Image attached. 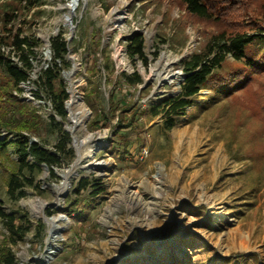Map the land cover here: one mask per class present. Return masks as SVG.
Wrapping results in <instances>:
<instances>
[{"label":"rangeland","instance_id":"1","mask_svg":"<svg viewBox=\"0 0 264 264\" xmlns=\"http://www.w3.org/2000/svg\"><path fill=\"white\" fill-rule=\"evenodd\" d=\"M72 1L48 0L30 12L18 13L14 22L15 29L23 27L41 40L31 80L22 83L23 91L17 94L41 115L42 126L34 139L48 148L58 140L49 124L51 102L46 94L39 95L33 80L52 62L48 48L59 33L70 45L67 58L71 65L62 73L68 92L70 97L72 89L78 92L81 107L89 112L75 134L78 140L91 136L77 147L69 129V97L67 118H56L71 134L73 161L55 167L56 178L44 167L37 176L40 189L26 188V195L16 202L9 199L7 180L12 171L8 155L14 160L17 155L10 146L0 148V206L7 212L25 210L32 220L45 224L42 242L30 233L24 242L12 246L19 264H175L177 257L185 259L183 264H233L227 258L253 253L257 261L250 258L243 264H264V169L258 172L249 158H238L250 143L233 141L231 112L216 111L220 104L197 110L199 102L210 99L205 96L207 89L171 130L162 127V115L147 111L150 104L179 92L184 72L178 63L197 48L201 25L187 24L188 38L181 45L171 38L178 30L175 19L183 12L178 6L170 7L168 1L144 7L139 0H79L70 12ZM262 26V30H248L257 34L248 51L258 57L264 53ZM136 31L145 36L148 67L140 60L134 64L126 52L125 40ZM96 42L106 51L95 54ZM107 55L114 73L104 65ZM94 59L101 70L98 75L92 73ZM134 70L144 78L137 89L115 82L122 71ZM4 75L0 68V84ZM93 86L98 87L92 95L95 104L99 101L107 107L111 92L117 91L118 96L124 93L146 110L135 128L123 131L131 141L130 153L119 150L120 142L111 145L117 117L107 126L101 120L95 128L91 125L95 112L86 95ZM144 87L149 89L141 94ZM243 132L242 128L239 139ZM5 134L0 132V138ZM68 172L67 185L57 199L56 187ZM82 177L99 179L95 182H102L107 190L78 219L63 207ZM90 194L85 192L82 198ZM52 216H60L62 221L48 241L51 233L45 217ZM1 230L0 221V239ZM192 237L198 243H190Z\"/></svg>","mask_w":264,"mask_h":264},{"label":"trees","instance_id":"2","mask_svg":"<svg viewBox=\"0 0 264 264\" xmlns=\"http://www.w3.org/2000/svg\"><path fill=\"white\" fill-rule=\"evenodd\" d=\"M48 0H0V68L4 75L0 84V132H6L0 138V148L9 146L17 155L12 159V171L7 180L8 196L13 202L26 195V188L40 189L37 176L45 166L53 178L57 177L55 167L71 164L75 152L69 146L71 134L61 127L56 116L66 119L68 116L66 103L70 97L62 73L70 68L67 55L70 51L69 41L59 33L50 40L53 54L52 62L41 69L33 82L37 85L39 95L46 94L52 105L53 114L50 115L49 124L53 131L58 133V140L53 148H48L34 137L42 126V118L35 107L27 101H22L17 94L23 91L22 83L31 80V73L35 69L33 59L41 45L40 38L26 32L23 27L15 29L14 22L18 13L30 12L41 7ZM144 7L161 5L168 1L170 7L178 6L183 15L175 19L174 25L178 29L171 40L186 43L185 34L187 24L201 25V41L195 50L181 58L178 63L184 72L180 90L175 95H169L158 104H150L147 111L154 116L162 115V127L165 130L173 129L182 115L197 103V97L203 89H207L206 98L197 104L196 109L210 108L220 112L229 110L232 115V139L242 144H250L239 159L249 158L253 168L258 172L264 169V53L255 56L248 50L254 43L257 34H249L250 29H263L264 0H139ZM135 3V1H134ZM165 41V38H164ZM126 52L136 64L140 60L148 67L149 58L146 53V39L143 33L136 31L125 40ZM102 52L100 42L93 45L96 54ZM157 53L155 52V55ZM96 59V58H95ZM94 61L92 73L96 75L101 70ZM104 65L112 73L115 66L109 55ZM108 78V77H107ZM115 82L137 89L144 84V78L137 71H122L116 76ZM93 86L86 97L94 109L95 118L91 125L95 128L100 120L102 126L117 117L118 127L113 131L111 145L116 147L120 142V151L130 153L131 141L127 138L125 129L135 128L141 115L140 104L129 99L126 94L117 95L112 91L107 107L100 102H92V95L98 92ZM141 88L140 93L147 92ZM210 92H213L211 95ZM96 97V95H94ZM55 123V124H54ZM244 132L239 139L240 130ZM99 179L89 177L80 178L74 185L72 193L66 200L63 211L71 217L84 218L89 207L98 197L106 192ZM95 182V183H93ZM91 190V191H89ZM85 192L91 193L89 197L82 198ZM196 213V211H193ZM50 214L51 212L48 211ZM1 232L0 264H19L12 246L25 241L30 233L43 241L45 224L42 220H32L28 212L17 209L7 212L0 206ZM192 237L190 243H198ZM257 254H240L227 258L233 264L245 263L247 259H256ZM185 259L177 257L175 264H183ZM257 261V259H256ZM130 264H134L133 262Z\"/></svg>","mask_w":264,"mask_h":264},{"label":"bare ground","instance_id":"3","mask_svg":"<svg viewBox=\"0 0 264 264\" xmlns=\"http://www.w3.org/2000/svg\"><path fill=\"white\" fill-rule=\"evenodd\" d=\"M78 2H79V0H73L69 4L70 12H72L74 7L77 6ZM80 102H81V95L78 92H76L74 89H72L71 90V97H70V100L68 102V110L70 112V117H71V122H72V125L69 126V129L71 130V132L74 133V138H75V142H76L77 147L83 146L86 142H88V140L91 139V136L87 135L83 139L78 140V136H77V134H75L76 128L79 125L84 123V118L89 113L85 107H81ZM69 174H70V172L64 173L63 174L64 175V181L61 184L57 185V187H56L57 199L60 198L61 194L63 193L64 188L67 185L66 183H67V179H68ZM45 221L48 225L49 232L51 233L48 236V241H50L51 239H53V235H54L55 231H57L60 228L62 218L60 216L45 217Z\"/></svg>","mask_w":264,"mask_h":264},{"label":"water","instance_id":"4","mask_svg":"<svg viewBox=\"0 0 264 264\" xmlns=\"http://www.w3.org/2000/svg\"><path fill=\"white\" fill-rule=\"evenodd\" d=\"M68 22H69V25H71V23H72L71 17L68 18ZM50 51H51V48H50V46H49V48H48V52H50ZM183 78H184V76H183ZM181 82H182V81H181ZM181 82H180V83H181ZM45 167L48 168L47 166H45ZM47 246H49L48 243H47ZM45 251H47V250H45ZM50 253H53V252H50Z\"/></svg>","mask_w":264,"mask_h":264},{"label":"built area","instance_id":"5","mask_svg":"<svg viewBox=\"0 0 264 264\" xmlns=\"http://www.w3.org/2000/svg\"><path fill=\"white\" fill-rule=\"evenodd\" d=\"M25 83V82H24Z\"/></svg>","mask_w":264,"mask_h":264}]
</instances>
